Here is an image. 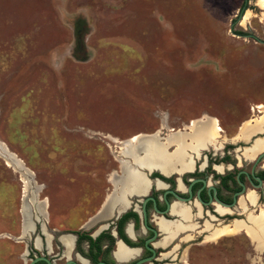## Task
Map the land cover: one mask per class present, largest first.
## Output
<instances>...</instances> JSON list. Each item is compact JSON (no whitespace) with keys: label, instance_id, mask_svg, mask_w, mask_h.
I'll return each instance as SVG.
<instances>
[{"label":"rangeland","instance_id":"1","mask_svg":"<svg viewBox=\"0 0 264 264\" xmlns=\"http://www.w3.org/2000/svg\"><path fill=\"white\" fill-rule=\"evenodd\" d=\"M249 35L264 41V2L0 0V142L25 168L0 156V237L27 236L21 176L31 191L40 186L50 227L69 234L91 217L100 198L93 183L117 170L120 145L111 140L164 124L163 141L206 116L223 133L216 149L190 155L193 167L232 149L238 156L250 143L230 140L264 106V44ZM31 210L28 235H42ZM247 232L218 230L195 243L191 264H264Z\"/></svg>","mask_w":264,"mask_h":264},{"label":"flooded vegetation","instance_id":"2","mask_svg":"<svg viewBox=\"0 0 264 264\" xmlns=\"http://www.w3.org/2000/svg\"><path fill=\"white\" fill-rule=\"evenodd\" d=\"M239 147L238 156L232 149L226 157H203L182 175H142L135 190L107 207L118 186L111 175H102L93 183L99 185L100 198L89 203L91 217L69 234L50 227L48 219L46 235L0 237L11 240L0 246V264H191L195 243L211 239L218 230L231 231L237 222L249 226L248 217L259 215L264 156L247 162L245 148ZM114 161L113 172L119 173V159ZM115 176L119 185L132 183L130 175ZM249 192L257 195L254 206L247 201ZM83 208L89 207L79 205V212ZM162 224L173 228L171 237Z\"/></svg>","mask_w":264,"mask_h":264},{"label":"bare ground","instance_id":"3","mask_svg":"<svg viewBox=\"0 0 264 264\" xmlns=\"http://www.w3.org/2000/svg\"><path fill=\"white\" fill-rule=\"evenodd\" d=\"M257 1L264 2V0ZM257 108L261 116H257L258 118H255V120L252 119L243 122L237 134L230 141L248 143L254 134L264 131V106H258ZM165 128L166 125L163 124L160 130L152 134L135 135L125 141L111 140L120 145L119 155H115L116 158L119 159L120 171L119 173L111 172L109 174L111 175L110 181L118 187H116L115 192L107 198L105 207L111 205L116 200H123L127 193L135 190L137 185L143 182L142 175L144 174L140 169L149 171L157 170L164 175H171L173 173H179L182 175L183 173L190 171L193 168L192 161L189 160L190 155L192 154L195 157H199L203 152H207L211 150V148L216 149L218 146L217 140H219L221 133H223L219 121L215 118L206 116H203L199 120L191 121L190 124H188V127H185L184 130H168L165 139L162 141L161 135ZM263 152L264 138L257 136V139L249 147L243 149L242 157L247 160H254ZM0 156L3 157L8 166L12 167L16 172H25L22 163L11 152H9L1 142ZM124 159L129 160V162ZM115 175H130L132 183L129 185H119L118 183H120V180ZM21 182L24 188L21 200L24 201L26 198V192L29 188V180H23V177L21 176ZM247 201L250 204L256 203L257 195L251 193L247 196ZM44 203H46V200H44ZM241 204L244 209L245 205L243 201ZM20 210L22 215L21 234L28 235L33 226L29 220V215L25 211L24 205H22ZM35 214L37 217L36 220H38L41 217L40 210L36 209ZM47 219L44 214L43 221L45 222ZM248 220L251 223V226L249 225L246 227L243 222H237L233 227L232 232L235 234V232L237 233L246 229L248 231L247 234L252 241L259 244L261 243L259 247L264 248V206L260 209L258 216H249ZM161 226L166 232H168L169 237L173 235V228L170 225L162 224ZM43 233L46 235L44 228ZM217 233L218 231H216L211 237H215Z\"/></svg>","mask_w":264,"mask_h":264},{"label":"water","instance_id":"4","mask_svg":"<svg viewBox=\"0 0 264 264\" xmlns=\"http://www.w3.org/2000/svg\"><path fill=\"white\" fill-rule=\"evenodd\" d=\"M242 18V15H240L239 16V19H241ZM247 38H251V39H253V40H255L256 42H258V43H260V44H264V41H262V40H259V39H257L256 37H254V36H252V35H249V36H246ZM155 133V132H154ZM139 135V134H138ZM262 138H264V136L262 137ZM163 139V138H162ZM257 139V137H256V135H254L253 137H252V139H250L249 141H248V143H250V145L255 141ZM264 156V153H261L260 155H259V157H258V160L261 158V157H263ZM140 171L144 174V175H152V174H154V173H159V174H163V173H161L160 171H157V170H145V169H140ZM30 182L32 181V180H29ZM258 181H259V183H261V181L258 179ZM30 191V192H29ZM23 192H24V188H23ZM40 192H41V189H40V186H36V187H34V190H32L31 191V189L30 188H28V191L26 192V198L25 199H27L26 200V202L28 203L27 204V208H28V210H29V213H28V215H29V219H30V222L33 224V227L35 228V223L33 222V218H34V216H33V212H32V210H31V206H35L36 207V209H38V210H40V212H41V217L38 219V221H36V219H35V221L36 222H39V221H41V220H43V216H44V214L46 215V213H47V211H46V209H47V199L46 198H43L42 200H39V194H40ZM30 193V194H29ZM29 195H30V197H29ZM24 199V200H25ZM44 200H46V203H44ZM30 206V207H29ZM42 218V219H41ZM40 227H41V233H42V235H44V233H43V228H44V222H41L40 223ZM33 264V263H32ZM170 264H172V263H170Z\"/></svg>","mask_w":264,"mask_h":264},{"label":"crops","instance_id":"5","mask_svg":"<svg viewBox=\"0 0 264 264\" xmlns=\"http://www.w3.org/2000/svg\"><path fill=\"white\" fill-rule=\"evenodd\" d=\"M3 144V143H2ZM4 145V144H3ZM5 146V145H4ZM6 147V146H5Z\"/></svg>","mask_w":264,"mask_h":264}]
</instances>
